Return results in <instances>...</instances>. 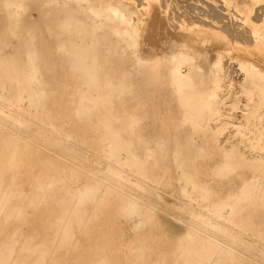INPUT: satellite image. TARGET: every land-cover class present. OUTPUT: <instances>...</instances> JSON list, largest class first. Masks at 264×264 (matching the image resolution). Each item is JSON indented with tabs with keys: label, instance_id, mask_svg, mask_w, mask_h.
Returning <instances> with one entry per match:
<instances>
[{
	"label": "bare ground",
	"instance_id": "obj_1",
	"mask_svg": "<svg viewBox=\"0 0 264 264\" xmlns=\"http://www.w3.org/2000/svg\"><path fill=\"white\" fill-rule=\"evenodd\" d=\"M80 1L87 0H0V264H236L241 255L248 257L244 264H264V249L246 240L264 247V19L247 21L254 2L219 0L244 20L251 45L230 43L233 29L226 37L222 24L217 30L187 16L161 26L171 47L162 53L152 34L158 0H102L88 7L89 17H82ZM103 31L114 41L105 42ZM57 32L67 37L57 40ZM122 47L139 69L169 64L178 104L173 127L188 128L181 138L148 131V110L135 98L140 93L129 70L116 82L107 77L112 60L104 57ZM231 60L243 74L239 90L225 67ZM236 109L244 122L232 120ZM229 128L231 139L221 142ZM166 144L178 192L197 212L188 215L185 234L163 249L143 240L113 247L115 214L151 218L149 164L165 156ZM215 148L220 162L205 170L207 178L245 168L249 178L241 186L214 188L201 180L202 161ZM51 152L72 164L69 176Z\"/></svg>",
	"mask_w": 264,
	"mask_h": 264
},
{
	"label": "rangeland",
	"instance_id": "obj_2",
	"mask_svg": "<svg viewBox=\"0 0 264 264\" xmlns=\"http://www.w3.org/2000/svg\"><path fill=\"white\" fill-rule=\"evenodd\" d=\"M101 1L102 0H87V1H80L81 3L78 2L77 7L79 10H81L82 17H89L90 13L88 11V7L91 5H95ZM183 1L180 0L179 2L178 0H166V1L158 0V4L159 2H161L159 6L157 7V9L161 10V17L156 18L157 20L155 21L156 23H154L155 28L152 34L155 36L156 43H158V46H159L158 50L160 52L167 53L171 50L167 33L164 32L163 29H161V26L164 24V22L171 23L174 21V19L183 20V19H186L187 16H188L187 18L188 20L196 19L197 20L196 22H200V24L207 25L209 28L210 26L211 28L216 27V29L218 30L222 26L220 28L221 30L219 29L220 30L219 32L220 34L226 37L230 33V31H232L233 29V31L230 33L231 36L229 35L227 37L230 43L234 44V42L236 43L238 42V43H243L245 45L252 44V34L247 28V25L244 22V20L241 18V16H237L235 13H233L234 11L232 9L223 8L224 6L219 0L217 1L216 0H195V1L194 0H183ZM185 1L187 3H185ZM130 2H135V4L138 3V1L136 0H130ZM252 2H254V7L257 8L255 9L253 7V10L256 12L253 13V10L249 12L246 19L249 23L257 24V23H260L264 19V11H262L264 10V0H252ZM69 3L76 4L74 1L69 2ZM185 4L186 5L188 4L187 8ZM208 4L211 6H208ZM195 7L200 10L195 9ZM201 7L204 10L206 9V7L207 8L209 7V8L206 9L205 11L207 12H205L201 9ZM212 7L214 10L212 9ZM215 11L216 12L218 11L219 13L217 12L216 15H213V13H216ZM179 12L182 15L179 16ZM167 13L170 14V16L172 14L173 15L170 17L168 16ZM184 13L186 14L183 15ZM190 13H191V16H190ZM209 14H211L210 15L211 17L209 16ZM255 14H256V17H255ZM259 14L261 15L259 16ZM212 16L213 17L217 16V17L213 18ZM257 17H259V19ZM225 22H228V25L230 27L226 25ZM53 25L57 28V21H55ZM242 26L244 28H242ZM225 27L230 29L229 32H227L228 29H226ZM36 28L37 29L35 31V34L38 37H40L42 34L39 33L38 31L39 27H36ZM224 29H225V32H224ZM235 31L236 32L240 31L239 33L242 32L244 34L242 33L238 34V32L235 34L234 33ZM103 34L106 37L105 42L114 41V35L111 32L103 31ZM56 36H58L57 40L58 39L64 40L67 37V34L66 33L58 34L57 32ZM235 36H238V38L237 37L234 38ZM244 36L245 37L248 36L246 37V39L250 37L251 40L250 38L248 40L246 39L243 40ZM57 40L54 39L53 43H56ZM238 40H240L241 42H239ZM51 51L55 56L57 55L56 49H53ZM104 58L112 60V62L108 64L110 69L107 74V77L111 79L112 82H116V78L122 75L124 69L129 70L132 73V76L135 77V80H134V84L136 86L135 91L140 93L139 96H136L135 98H139L141 102L145 104V108L148 110V115H147L148 120L147 121H150L152 123V125L149 127L150 129L148 130L149 132L152 131L156 134L158 133L163 134L165 139L181 138L186 132H188L187 127H184L183 129H180V130L175 129L173 127V123H174L173 119L176 116H178V111H177L178 104L176 102V97L173 95L170 82L167 78L169 64L167 63L166 60H162L159 63L153 64V65H143L141 66V69H139L140 66L135 63L134 56L125 47L118 48L117 53L115 55L110 53V54H107ZM226 62L227 63H225V67L230 71V74L234 82V88L235 90H239L238 84L242 80L243 74L241 73V71L238 68V65L234 61L232 62L231 60L230 62L229 61H226ZM66 82H68L69 84L72 83L71 80H68ZM126 98L129 99L130 97L127 95ZM242 101L243 102L245 101V97H242ZM240 105H242V102ZM228 107L229 106L227 105V108ZM229 114L232 115V120L235 121L236 123L245 121L241 109L229 111ZM212 127L213 129L211 130V132H216L217 130L215 128V123H212ZM230 131H231L230 128L222 131L220 138H219L221 142L227 140L228 138L231 139L232 136L230 135ZM1 136H2V132H0V137ZM57 140L62 143L68 141L67 138L63 136H57ZM161 151L162 150H160V152ZM164 152H165L164 157H160V158L158 156L156 157L157 158L156 161L158 160L157 161L158 163H155V159H154L149 164L150 169H152L151 172L154 174V177H153L154 181L152 182V184L146 185L147 191L150 195V203L152 207L151 212H150L151 218L149 220H146L136 215L130 218H125L120 214H115L112 217V221L110 224V230H109L110 232L109 240L111 241L113 247L115 248L130 247V246L138 244L141 240H143V242L145 243H152V244L154 243L157 245L159 249H163L164 247H167L170 242H172L173 240L179 239L181 236L185 234L186 229H187L188 217L190 216L191 213L197 212V207L189 203L187 200H185L178 192V187L174 179V171L168 160L169 159L168 155L170 152V148L168 144L164 146ZM25 153L29 157L34 155L33 150L31 149V146H28L26 148ZM212 155L213 156L211 159L207 161H202L203 174H202L201 180L205 181L208 186L217 188L221 185L224 186L229 183L231 184V187H238V186H241L245 182V180H248L249 170L245 168H241L238 171L239 175H235L231 177H221V178H207L205 170L208 168H213L220 162V154L216 148L214 152L212 153ZM50 156L57 163V167L63 169V173L66 176H69L71 174V172L73 171L72 164L69 163L66 159H64V157L61 154L51 152ZM101 165L102 167L105 168L107 167L108 164L105 161H102ZM85 175H86V183H90L92 180L91 171L89 170L85 171ZM16 204L19 205L20 201H17ZM87 209H88V206H87ZM151 221L154 222L153 226H151L150 224ZM33 226H35V223H33L31 227ZM246 240L249 243L256 245L257 248L264 249L263 246L257 245L254 238L247 237ZM246 261H248V257L246 255H241L240 262L236 264H244V262Z\"/></svg>",
	"mask_w": 264,
	"mask_h": 264
}]
</instances>
